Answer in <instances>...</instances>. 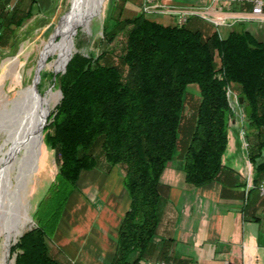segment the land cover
I'll use <instances>...</instances> for the list:
<instances>
[{"label":"trees","instance_id":"obj_1","mask_svg":"<svg viewBox=\"0 0 264 264\" xmlns=\"http://www.w3.org/2000/svg\"><path fill=\"white\" fill-rule=\"evenodd\" d=\"M23 2L0 0V32H12L30 17L36 1L27 0L25 9ZM122 33L124 48L116 63L107 50L89 57L74 54L57 75L61 99L45 128L57 172L39 204L37 225L11 248L15 264H73L59 261L49 247L65 203L82 171L109 173L115 167L130 204L109 264L149 259L158 228L160 177L178 148L191 86L198 95L181 149L185 183L208 184L223 169L232 119L228 88L251 108L247 156L256 184L264 177V45L245 31L223 38L198 16L165 25L144 12L123 17L120 8L103 27V43L113 44ZM4 41L0 34V47Z\"/></svg>","mask_w":264,"mask_h":264},{"label":"crops","instance_id":"obj_2","mask_svg":"<svg viewBox=\"0 0 264 264\" xmlns=\"http://www.w3.org/2000/svg\"><path fill=\"white\" fill-rule=\"evenodd\" d=\"M154 3L165 9L198 10V17L210 23L221 37L231 31H245L264 45V15L245 19L250 13L248 4L232 0ZM159 14L177 20L172 13ZM241 128L245 129L246 124L236 116L229 121L227 146L221 157L223 169L215 181L189 186L184 180L182 161L168 162L160 177L158 228L148 260L264 264V198L255 192L254 171L240 136ZM129 204L119 168L109 173L82 171L53 231L51 254L73 264H109L116 250L118 227Z\"/></svg>","mask_w":264,"mask_h":264},{"label":"rangeland","instance_id":"obj_3","mask_svg":"<svg viewBox=\"0 0 264 264\" xmlns=\"http://www.w3.org/2000/svg\"><path fill=\"white\" fill-rule=\"evenodd\" d=\"M35 1L36 3L31 7L30 17L26 19L20 27H12V32H0L5 40L0 47V169H3L6 166V160L9 161L10 166L8 176L11 181V186L9 188L10 197H12L16 186V180L14 178L17 174L14 163L16 151H14L15 148L9 139L11 130L6 125V122L9 123V117L14 110L13 102L18 93L27 89H32L31 85L35 70L40 62L41 53L43 54L47 47L52 48L60 45L63 60L65 62L69 54L71 58L74 54L89 57L90 55L96 56L101 51L107 50L108 53L111 54V61L116 63L117 61L115 58L123 52L125 42L124 33L118 35L113 44L107 45L103 43L102 31L109 17L111 15L115 16L120 8H122L123 17H131L137 13L144 12L148 18L165 25L178 22L175 17L159 14V12L171 13L170 11L175 9H165L164 7H160L154 3L155 0H139L140 3L138 2V5H135L136 0H99V2H101L99 11L89 20L78 23L79 26L73 35L70 33L65 35L67 30L68 32H72V27L70 26L71 28L69 27L63 31V35L57 36L53 40V43L48 45L50 37L54 33L61 16L68 11L60 28L66 26L65 22L70 14L74 16L73 18L75 19L74 7L79 4V0ZM22 6L24 9L28 6L27 0H24ZM145 6L151 7L147 11H144ZM109 26H112V22L109 23ZM48 50L49 54L44 61L43 68L40 71L39 82L36 86L39 96L47 99V106L46 104H43V108L45 109L47 107L48 112L45 115L46 123L41 135L42 142L39 143V137L36 138L37 150L35 158L30 165L27 180L21 196L23 212L19 216L17 233L15 231L9 233L7 230L9 223L6 222L5 217L1 218L0 264H15L16 253H12L11 248L17 243L21 234L23 235V233L31 230L37 225L38 218L36 213L39 204L48 196V189L57 172L54 152L49 149L45 143V136L49 132V130H45V128L49 123V115L54 112L55 107L61 99L57 75L63 74L65 70L62 73L57 72L54 74L53 71H60L64 63L62 64L61 62V67L56 69L55 64L58 62L61 54H59V50L57 49ZM187 92L188 95L185 103L186 108L184 110L185 121H183L179 131V145L174 158L172 159L174 162L182 161L181 149L187 142L191 131V124L188 119L193 111L189 109L194 105L198 95L193 86L189 87ZM227 92L230 93V99L227 97L229 106L230 101L233 102V98L237 99V106H234L233 109L230 107L232 118H235L236 116L242 124H246L247 118L244 112L245 104H239L238 99L240 97L235 94L232 88H228ZM3 105H5V110L2 111ZM242 131L244 132V137L241 136ZM246 135L247 129L241 128L240 136L243 140V145H245V143L247 144L245 149L248 150V140ZM20 154H18V156H20ZM8 247L9 251L7 255L6 249ZM62 261L71 262L66 260V258ZM145 261L151 260L147 259Z\"/></svg>","mask_w":264,"mask_h":264},{"label":"bare ground","instance_id":"obj_4","mask_svg":"<svg viewBox=\"0 0 264 264\" xmlns=\"http://www.w3.org/2000/svg\"><path fill=\"white\" fill-rule=\"evenodd\" d=\"M100 7L101 2H99V0H79V4L74 7L76 20L73 18L74 16L70 14L65 22L66 26L58 30V35H63V31L70 26L72 27H70L72 32L73 30H77L79 26L78 23L89 20L99 11ZM72 32H68L67 30L65 35L68 33L72 34ZM48 49L59 50V54L61 55L58 62L55 64V68L58 69L61 67V62L62 64L64 63L61 46L57 45L52 48L47 47L42 54V57L45 59L49 54ZM13 103L14 110L9 117V123L6 122V125L11 130L9 139L15 148L14 151H16L14 158L17 171L14 177L16 186L12 197L9 196V188L11 186V181L8 176L9 161L6 160V166L0 169V224L1 218L5 217L6 222L9 223V229L7 228L9 233L13 231L17 233L19 216L23 212L21 201L22 192L27 180L30 165L35 158L37 150L36 138L39 137L40 143L41 134L39 133V129L46 122L45 115L48 112L47 107L45 109L43 108V104L47 106V99L41 98L37 92H34V90L32 92V89L19 92ZM2 107V111L5 110V105ZM18 154H20V156H18Z\"/></svg>","mask_w":264,"mask_h":264},{"label":"built area","instance_id":"obj_5","mask_svg":"<svg viewBox=\"0 0 264 264\" xmlns=\"http://www.w3.org/2000/svg\"><path fill=\"white\" fill-rule=\"evenodd\" d=\"M150 1V0H148ZM232 2L239 3V4H248L250 5V13L248 14V18H255L259 16L264 15V0H232ZM151 6H145L144 11H147ZM173 15L177 16L178 23H182L185 21L186 18L190 16H200L201 13L198 10L195 9H188V10H172L170 11ZM207 21L213 22L215 25L218 24L216 21H212L206 17H204ZM230 93L227 92V97L230 99ZM233 102L230 101V107L231 109L234 108V106H237V99L233 98ZM241 136L244 137V132H241ZM247 144L245 143L244 147L246 148ZM250 187H253L250 186ZM255 188L258 192V194L264 198V177H262L259 182L255 185ZM141 264H174V263H168L163 260H155V261H145Z\"/></svg>","mask_w":264,"mask_h":264},{"label":"water","instance_id":"obj_6","mask_svg":"<svg viewBox=\"0 0 264 264\" xmlns=\"http://www.w3.org/2000/svg\"><path fill=\"white\" fill-rule=\"evenodd\" d=\"M68 14V11L63 15V16H61V18L59 19V21H58V24H57V27H56V29L54 30V33L52 34V36L50 37V41H49V43H48V45L49 44H51V43H53V40L57 37V36H59L58 35V29L60 28V26L62 25V22H63V20H64V18L66 17V15ZM76 32V30H73V32H72V35L74 34ZM70 58H71V56H70V54H69V56L67 57V59H66V61L64 62V64H63V66H62V68H61V70L60 71H53L54 72V74H56L57 72H64V70H65V66H66V64L68 63V61L70 60ZM44 61H45V58H43L42 57V53H41V58H40V62H39V64H38V66H37V68H36V70H35V73H34V78H33V81H32V85H31V87H32V89L34 90V92H37V88H36V86H37V84H38V82H39V78H40V71H41V69L43 68V65H44ZM38 93V92H37ZM60 93V92H59ZM238 101H239V104L240 105H244V103H243V98H239L238 99ZM244 112H245V116H246V118L248 119L249 118V116H250V113H251V108H250V106H247V105H244ZM46 123V122H45ZM45 123L40 127V129H39V133L42 135V131H43V127H44V125H45ZM42 142V137L40 138V143ZM22 235V234H21ZM20 235V236H21ZM19 236V237H20ZM8 251H9V247L6 249V254L8 255Z\"/></svg>","mask_w":264,"mask_h":264}]
</instances>
